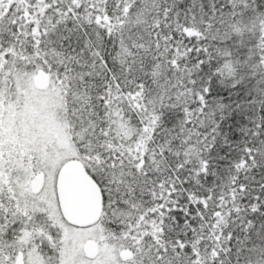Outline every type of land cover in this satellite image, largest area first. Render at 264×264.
<instances>
[{"label":"snow or ice","instance_id":"6c2138e0","mask_svg":"<svg viewBox=\"0 0 264 264\" xmlns=\"http://www.w3.org/2000/svg\"><path fill=\"white\" fill-rule=\"evenodd\" d=\"M0 264H264V0H0Z\"/></svg>","mask_w":264,"mask_h":264}]
</instances>
